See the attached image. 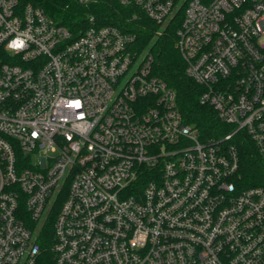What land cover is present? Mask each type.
Segmentation results:
<instances>
[{"label":"built area","instance_id":"2783aa9c","mask_svg":"<svg viewBox=\"0 0 264 264\" xmlns=\"http://www.w3.org/2000/svg\"><path fill=\"white\" fill-rule=\"evenodd\" d=\"M83 6L106 0H75ZM166 29L231 131L203 139L137 36L0 0V264H264V0H117ZM38 164L34 165V156ZM58 211L56 212L57 208Z\"/></svg>","mask_w":264,"mask_h":264},{"label":"trees","instance_id":"16d2710c","mask_svg":"<svg viewBox=\"0 0 264 264\" xmlns=\"http://www.w3.org/2000/svg\"><path fill=\"white\" fill-rule=\"evenodd\" d=\"M20 1L22 5L31 4L43 9L76 36L87 27L90 17H94L100 26H117L134 33L139 50L153 57L152 74L176 91L178 107L187 124L197 128L205 140L219 138L232 130L220 122L212 106L201 103L205 88L186 74V65L176 46V25L170 24L162 29L145 17L133 20L132 11L121 6L117 0H106L90 6H83L75 0ZM236 146L240 157L237 177L240 187L264 188V165L255 144L244 135L237 140ZM53 223L52 219L50 225L42 231L43 255L40 264H54V256L50 251Z\"/></svg>","mask_w":264,"mask_h":264},{"label":"rangeland","instance_id":"374dc122","mask_svg":"<svg viewBox=\"0 0 264 264\" xmlns=\"http://www.w3.org/2000/svg\"><path fill=\"white\" fill-rule=\"evenodd\" d=\"M38 160H39V156L38 155H35L34 156V165H37L38 164Z\"/></svg>","mask_w":264,"mask_h":264}]
</instances>
